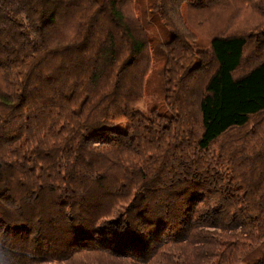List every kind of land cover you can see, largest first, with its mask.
Listing matches in <instances>:
<instances>
[{
  "label": "trees",
  "instance_id": "obj_1",
  "mask_svg": "<svg viewBox=\"0 0 264 264\" xmlns=\"http://www.w3.org/2000/svg\"><path fill=\"white\" fill-rule=\"evenodd\" d=\"M129 1L0 0V264H264V21L242 74L248 37L169 24L144 112L146 22L217 0Z\"/></svg>",
  "mask_w": 264,
  "mask_h": 264
},
{
  "label": "rangeland",
  "instance_id": "obj_2",
  "mask_svg": "<svg viewBox=\"0 0 264 264\" xmlns=\"http://www.w3.org/2000/svg\"><path fill=\"white\" fill-rule=\"evenodd\" d=\"M159 4L158 0H131L125 3L124 11L129 16L136 19L141 18L143 22H146V18L152 17L151 15L156 16V7ZM169 5L164 7L167 9ZM261 13V11L255 10L253 6L239 0H217L215 3L206 6H181L179 10L170 8V10L165 11V21H163L164 18H160L159 15L157 16V22L153 20L152 22H146V31L152 44L149 48L150 54L153 52L154 46L159 43L158 40L160 39L163 40V45L170 44V49L172 50V48H174L173 46L176 43L173 39V33L169 30V24L173 25V27H175L174 29L184 38V47L188 48L193 53H199L198 49H207L210 38L215 34L228 32L238 33L248 37L249 42V46L245 51L244 61L238 70V74H242L256 61L253 57L256 53L254 39L251 36L254 29L251 31L250 29L256 27L260 21H264V17L261 16ZM170 19L172 22H170ZM262 28L264 29V25L259 29ZM152 37L155 38L154 41L151 40ZM160 48L165 51L170 50L160 45L157 51H159ZM157 54L159 55L158 52ZM177 55L180 54L177 53ZM153 57V54H151V64L144 77V94L141 101L136 105L138 110L144 112H147V109L152 106L159 109V104L163 99L166 88L163 77L161 76V70L165 64L164 57L162 58L159 56L160 59H155ZM180 63L185 62L180 59ZM203 77L204 75H201V73H196L194 75V82H196L194 87L199 89Z\"/></svg>",
  "mask_w": 264,
  "mask_h": 264
}]
</instances>
